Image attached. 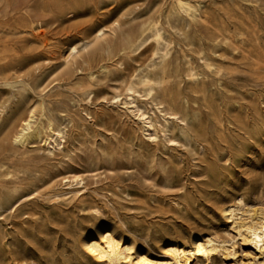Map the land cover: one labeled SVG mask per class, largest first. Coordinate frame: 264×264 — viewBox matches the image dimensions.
Returning a JSON list of instances; mask_svg holds the SVG:
<instances>
[{
  "label": "rangeland",
  "instance_id": "1",
  "mask_svg": "<svg viewBox=\"0 0 264 264\" xmlns=\"http://www.w3.org/2000/svg\"><path fill=\"white\" fill-rule=\"evenodd\" d=\"M194 1L200 18L189 20L174 0H0L1 264H104L77 243L97 217L120 219L152 249L192 230L228 238L223 202L264 203V67L255 64L264 58V0ZM154 20L169 44L163 65L149 35L131 45ZM144 73L163 80L152 96L140 86L134 94L155 137L121 103ZM34 105L41 130L49 121L65 130L52 154L35 138L12 143ZM72 176L83 178L81 196H54ZM236 250L214 264L252 251Z\"/></svg>",
  "mask_w": 264,
  "mask_h": 264
},
{
  "label": "bare ground",
  "instance_id": "2",
  "mask_svg": "<svg viewBox=\"0 0 264 264\" xmlns=\"http://www.w3.org/2000/svg\"><path fill=\"white\" fill-rule=\"evenodd\" d=\"M174 7L182 18L189 20L200 18V4L194 0H174ZM102 34L103 30L98 29L97 35L101 36ZM148 35L155 42L152 57H156L158 59L157 63L163 65L168 55L169 44L163 38L162 28L158 20H154L141 28L131 45L141 46L149 37ZM68 51V55L73 57L78 52V46L70 45ZM255 62L257 67H264V58L255 59ZM207 66L211 67V65ZM133 76L136 78V82L131 80L128 83L126 98L121 103L126 110L137 117L144 132L151 137H155L157 127L151 117L142 111L134 94L138 91L136 87L140 86L142 91L146 92V95L152 96L156 88L162 86L163 80L152 78L148 73H144L141 75L142 77H137V74ZM188 76L193 77L196 75L190 70ZM118 97L119 95L115 98ZM157 109L161 111L159 107ZM167 121L165 118L164 125L161 128L162 133L168 132ZM33 138L38 139L41 149L46 150L48 153L62 147L65 138L64 128L54 127L51 121L48 122L44 130H41L35 105L26 109L24 116L20 119L11 136V140L14 144L26 146L28 141ZM3 175L8 178L11 173L7 171ZM64 185L66 186L65 190L54 194V196L68 195L71 198H78L85 188L83 178L79 176L64 177ZM10 193L11 191L8 189L5 192L6 197H9ZM23 197L24 195H18V198L9 205L10 210L15 209ZM243 198L242 196H235L218 207L220 215L228 223L229 229L226 228L228 231L224 230V234L228 238L216 233L192 230L186 240L175 238L162 240L153 250L150 247L152 244L150 243L149 246L148 241L145 239L143 244H138L134 238L136 234L132 235L129 230L127 231L124 222L119 218H116L119 219V222H116L97 217L92 225L81 228L77 236V243L83 253L91 255L96 262L104 264H214L216 254L222 256L223 259L234 258L237 254L236 247L244 246L250 247L252 251L242 252V250L243 259H235L233 264H264V203L253 207L246 204ZM94 212L100 214L99 208H95ZM15 264L26 263L17 261Z\"/></svg>",
  "mask_w": 264,
  "mask_h": 264
}]
</instances>
